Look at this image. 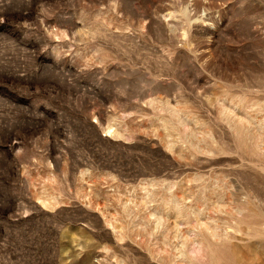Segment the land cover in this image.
<instances>
[{"label": "rangeland", "instance_id": "1", "mask_svg": "<svg viewBox=\"0 0 264 264\" xmlns=\"http://www.w3.org/2000/svg\"><path fill=\"white\" fill-rule=\"evenodd\" d=\"M233 244L264 264V0H0V264Z\"/></svg>", "mask_w": 264, "mask_h": 264}, {"label": "bare ground", "instance_id": "2", "mask_svg": "<svg viewBox=\"0 0 264 264\" xmlns=\"http://www.w3.org/2000/svg\"><path fill=\"white\" fill-rule=\"evenodd\" d=\"M232 248V252L233 254L235 255V258L237 260V264H253V261L250 260V261H246V257L244 255V251L242 249V247L240 245H237V244H233L231 246ZM250 250L252 251V258L255 259V262L260 258L258 257L257 253L254 252L253 248L252 247H249Z\"/></svg>", "mask_w": 264, "mask_h": 264}]
</instances>
